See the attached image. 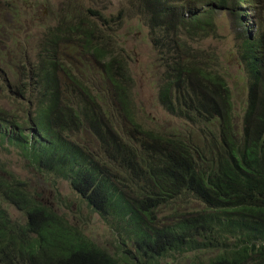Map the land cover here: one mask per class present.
Here are the masks:
<instances>
[{"label": "trees", "instance_id": "obj_1", "mask_svg": "<svg viewBox=\"0 0 264 264\" xmlns=\"http://www.w3.org/2000/svg\"><path fill=\"white\" fill-rule=\"evenodd\" d=\"M260 1L140 0L152 44L166 58L158 101L191 129L184 136L153 133L137 123L126 88L131 77L125 66L115 72L124 60L111 57L102 64L112 89L108 99L119 103L125 126L132 127L126 139L114 138L82 69L59 59L61 33L47 35L44 56L27 62L28 71L0 58L1 86L7 71L22 69L0 102L22 100L25 108L12 111L0 103V145L16 150L32 170L68 182L94 213L114 218L119 236L110 255L35 202L22 181L0 175V200L28 214L15 227L0 206V264H172L190 253L204 264H264V32L247 36L243 29L248 94L240 120L223 74L187 44L213 29L215 7L253 6L254 13ZM83 44L104 57L88 39ZM81 132L99 143L123 180L105 171L103 157L88 143L71 139ZM190 198L203 208L182 212ZM163 210L168 217L160 221Z\"/></svg>", "mask_w": 264, "mask_h": 264}, {"label": "rangeland", "instance_id": "obj_2", "mask_svg": "<svg viewBox=\"0 0 264 264\" xmlns=\"http://www.w3.org/2000/svg\"><path fill=\"white\" fill-rule=\"evenodd\" d=\"M191 1L187 0L188 3ZM258 7L254 13L253 6H242L240 9L231 7L229 10L215 7L213 29L205 32V37L187 41L198 57L210 65L209 69L214 68L223 74L231 92L237 120H240L239 116L244 112L248 94V78L240 54V46L246 34L243 29L250 31L247 36H258L264 32V0L259 2ZM147 19L148 15L140 0H0V58L15 60V65L22 64L28 71L27 62L37 61L44 56L43 44L47 35L61 33V37H65L55 46L59 59L67 67L82 69L97 107L103 112L104 118L108 119H105L110 128L108 132L114 138L126 139L132 127L125 126L128 120L119 103L108 99L112 89L102 64L106 62L104 59L111 57L124 60L122 66L114 65V71L119 74L125 66L131 77V83L126 88L133 102V115L137 123L153 133L167 132L184 136L191 129L184 120L165 112L158 101L166 58L152 44ZM241 19L243 27L239 26ZM85 39L104 51L102 59L95 57L91 49L81 46H84ZM16 72H22V69L14 70L13 73L7 71L4 75L6 85L9 83L11 86H1L0 83V100L6 97V89L14 88L13 85L19 79L14 76ZM21 102L16 104L12 100H5L0 103L13 111L19 105L24 108ZM237 126L240 128L241 124ZM196 129L201 133L202 125L197 123ZM71 139L82 146L88 143L93 154L103 157L100 164L105 171L117 180L125 178L111 158L106 159L107 155L99 149V143L89 133L81 132ZM106 150L112 157L109 149ZM0 169L5 172H0L2 177L9 176L7 179L22 181L35 202L64 219L98 247L114 255L119 241L114 218L94 213L68 182L32 170L16 150L1 145ZM187 203V206L184 205L186 207L181 208L182 212L203 208L192 198ZM0 206L7 212L13 226L20 227L28 220V214L18 210L13 203L0 200ZM166 215L168 211L163 210L159 220L164 221L168 217ZM172 264L204 263L197 262L195 254L190 253L178 257Z\"/></svg>", "mask_w": 264, "mask_h": 264}, {"label": "clouds", "instance_id": "obj_3", "mask_svg": "<svg viewBox=\"0 0 264 264\" xmlns=\"http://www.w3.org/2000/svg\"><path fill=\"white\" fill-rule=\"evenodd\" d=\"M247 30V29H246Z\"/></svg>", "mask_w": 264, "mask_h": 264}]
</instances>
